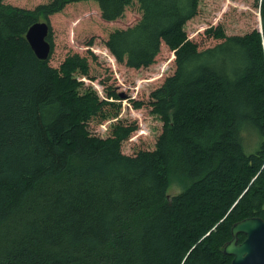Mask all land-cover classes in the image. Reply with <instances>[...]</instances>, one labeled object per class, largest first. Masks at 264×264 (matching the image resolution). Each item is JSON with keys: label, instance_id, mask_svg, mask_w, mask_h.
I'll return each instance as SVG.
<instances>
[{"label": "trees", "instance_id": "16d2710c", "mask_svg": "<svg viewBox=\"0 0 264 264\" xmlns=\"http://www.w3.org/2000/svg\"><path fill=\"white\" fill-rule=\"evenodd\" d=\"M80 1L0 0V264H230L233 224L264 220V0L260 29L209 27L220 42L205 49L185 30L199 0H92L106 22L138 5L139 20L104 41L117 63L147 68L162 44L172 52L174 73L148 101L161 133L135 155L121 144L136 126L114 124L106 137L88 129L117 118L122 102L85 85L88 58L52 67L26 40L34 23Z\"/></svg>", "mask_w": 264, "mask_h": 264}, {"label": "rangeland", "instance_id": "374dc122", "mask_svg": "<svg viewBox=\"0 0 264 264\" xmlns=\"http://www.w3.org/2000/svg\"><path fill=\"white\" fill-rule=\"evenodd\" d=\"M48 1L50 0H5L6 3L26 9H33ZM139 18L138 5L134 2L126 8L122 18L106 22L102 20L98 6L92 0L69 3L62 11L48 18L54 44L49 58L50 66L58 67L71 54L86 56L90 78L83 80L85 85L97 91L100 97H104L108 90L120 94L122 102L117 103L120 104L118 117L103 121L96 117L89 122L88 129L93 135L106 137L114 124L136 126L130 137L121 144L122 152L127 155L154 149L162 130V122L151 113L149 94L175 70L172 52L164 44L161 45L155 63L141 69L117 63L104 46L110 32L130 27ZM217 26L222 27L227 35L245 34L253 29H260L257 0H199L198 13L187 22L185 30L188 38L199 49H205L220 42L205 34L207 28ZM89 42H92L91 46L88 45ZM88 52L95 54L96 58H91ZM127 98L145 104L135 109ZM179 192L180 187L175 184L168 189L169 197Z\"/></svg>", "mask_w": 264, "mask_h": 264}, {"label": "water", "instance_id": "95a60500", "mask_svg": "<svg viewBox=\"0 0 264 264\" xmlns=\"http://www.w3.org/2000/svg\"><path fill=\"white\" fill-rule=\"evenodd\" d=\"M50 25L38 21L26 32V40L35 56L47 60L51 45L47 40ZM245 239L238 242V235ZM231 240L224 246L223 253L231 256L230 264H264V220L260 217L244 218L231 227Z\"/></svg>", "mask_w": 264, "mask_h": 264}, {"label": "flooded vegetation", "instance_id": "af4514ba", "mask_svg": "<svg viewBox=\"0 0 264 264\" xmlns=\"http://www.w3.org/2000/svg\"><path fill=\"white\" fill-rule=\"evenodd\" d=\"M239 236V235H238ZM244 236V235H243ZM245 239V236L243 237V239L239 242H237V243H241L243 240ZM231 259H232V257H231Z\"/></svg>", "mask_w": 264, "mask_h": 264}]
</instances>
